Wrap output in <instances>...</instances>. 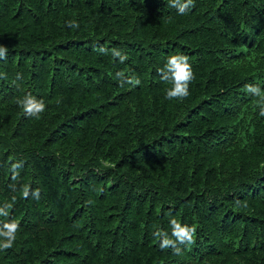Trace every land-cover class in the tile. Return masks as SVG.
I'll use <instances>...</instances> for the list:
<instances>
[{"label": "trees", "instance_id": "trees-1", "mask_svg": "<svg viewBox=\"0 0 264 264\" xmlns=\"http://www.w3.org/2000/svg\"><path fill=\"white\" fill-rule=\"evenodd\" d=\"M194 5L0 0V207L20 225L0 264H264V99L245 89L264 95V0ZM171 54L194 73L182 101ZM173 218L196 228L180 255L152 235Z\"/></svg>", "mask_w": 264, "mask_h": 264}, {"label": "clouds", "instance_id": "clouds-1", "mask_svg": "<svg viewBox=\"0 0 264 264\" xmlns=\"http://www.w3.org/2000/svg\"><path fill=\"white\" fill-rule=\"evenodd\" d=\"M169 6L177 9L178 15H185L187 11L194 7V0H168ZM68 27L79 28V23L74 21H67ZM102 53H107L108 49L100 47ZM7 47L0 45V60L7 58ZM111 54L114 58H118L120 63H124L129 57L127 54L122 53L117 48L111 49ZM160 79L169 84L170 87L166 91V99L184 100L189 95V85L194 79L192 65L189 63V57L183 54H171L168 56L163 68L158 70ZM117 78L121 86L125 82L136 86L140 85L141 81L136 77H125L124 73H117ZM245 89L249 94L261 97V88L258 85L248 84ZM17 105L23 110L26 116L39 118L46 110V104L43 99H39L31 93L25 94L22 98H17ZM260 116H264V106L260 108ZM15 167V166H14ZM30 190L27 186L23 188L22 195L24 198L29 196ZM35 199H39L40 190L36 189L31 192ZM12 207L11 204L6 203L0 207V217L6 219L0 221V250L12 248L16 238L17 232L20 229L19 222L16 219H7L9 212L7 211ZM171 235L168 232L157 229L152 235L159 240L160 249L172 248L174 254L180 255L181 248L178 245H191L194 242L196 233L195 226L181 224L177 219L170 220Z\"/></svg>", "mask_w": 264, "mask_h": 264}]
</instances>
